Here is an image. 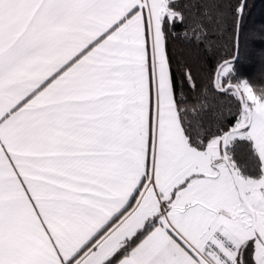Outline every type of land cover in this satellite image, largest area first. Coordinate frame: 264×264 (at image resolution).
I'll return each mask as SVG.
<instances>
[{
	"label": "snow or ice",
	"instance_id": "6c2138e0",
	"mask_svg": "<svg viewBox=\"0 0 264 264\" xmlns=\"http://www.w3.org/2000/svg\"><path fill=\"white\" fill-rule=\"evenodd\" d=\"M247 7L0 0V264H264V69L240 63ZM173 40L195 53L179 82Z\"/></svg>",
	"mask_w": 264,
	"mask_h": 264
},
{
	"label": "trees",
	"instance_id": "16d2710c",
	"mask_svg": "<svg viewBox=\"0 0 264 264\" xmlns=\"http://www.w3.org/2000/svg\"><path fill=\"white\" fill-rule=\"evenodd\" d=\"M247 3L248 7L239 37L240 63L244 69H251L254 77H258L261 69H264V0H247ZM231 33L229 21L227 30L218 34L217 50L214 55L211 58L201 56L197 67L198 79L202 85L207 84L216 58L226 50L225 46L229 43ZM169 52L173 57V71L179 82L182 73L177 68V62L181 59L188 61L195 53L180 40H173L170 43Z\"/></svg>",
	"mask_w": 264,
	"mask_h": 264
}]
</instances>
